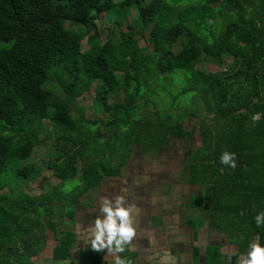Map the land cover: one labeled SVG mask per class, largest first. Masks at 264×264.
Segmentation results:
<instances>
[{
	"label": "trees",
	"instance_id": "16d2710c",
	"mask_svg": "<svg viewBox=\"0 0 264 264\" xmlns=\"http://www.w3.org/2000/svg\"><path fill=\"white\" fill-rule=\"evenodd\" d=\"M131 8L136 19L102 41L98 16L118 27ZM139 29L148 33L150 51L139 46ZM225 55L232 62L219 73L194 68L202 57L221 65ZM160 77L178 91L173 105L195 91L213 113L212 125H200L185 176L186 186L200 187L208 226L227 233L240 250L257 235L264 245V227L254 222L264 212V0H0V191L7 181L41 176L24 161L41 144L42 119L56 126L48 167L61 183L78 179L70 192L55 185L37 196L21 193L19 201L0 192V264H34L47 228L55 234L53 259H70L76 234L55 232L54 209L62 207L58 213L73 222L80 197L121 174L132 144L145 152L161 149L170 135L191 136L182 116L172 122L153 111L155 122L141 120L142 96ZM94 81L106 117L73 116L70 102ZM53 87L66 100L56 98ZM119 91L122 99L110 102L108 95ZM225 150L236 154L234 170L219 162ZM198 203L196 194L192 205ZM103 253L87 246L83 263L107 264ZM120 255L133 264H156L135 261L129 250Z\"/></svg>",
	"mask_w": 264,
	"mask_h": 264
},
{
	"label": "rangeland",
	"instance_id": "374dc122",
	"mask_svg": "<svg viewBox=\"0 0 264 264\" xmlns=\"http://www.w3.org/2000/svg\"><path fill=\"white\" fill-rule=\"evenodd\" d=\"M113 1L117 2L119 0ZM127 14L128 16H126L125 21L118 27L116 26L113 19L105 16L104 13L98 16V18L95 20V23L97 30L101 33L102 41H104L106 39V36L109 34L117 35L119 30H126V24L131 23L137 17V12L133 8L129 9V12ZM67 26L72 27L68 24ZM138 31L139 33L137 34V36L139 46L150 51L151 46L148 43V33L145 31L143 32L140 29ZM85 40L86 38L81 41L82 49H85L87 47ZM174 46L178 47L179 43H176ZM231 62L232 57L228 55H225L223 57V63L221 65H217L214 62L202 57L195 64L194 68L203 72L219 73L220 71L225 70L227 66L231 64ZM155 80L156 81L153 87L147 90V93L146 91L143 92L146 93V95L142 96V99L139 103V115L141 117V120L144 121L145 119H150L151 121L155 122V114L153 111L158 112L161 118L170 116L172 122H175L180 116H182V118L180 119V124L183 127L184 131L190 132L191 136L180 138L170 135L168 143L161 149L152 150L147 147L145 152L142 151L143 146H140L139 144H132V151L130 153V156L126 160L125 165L121 168V175H126L128 179L124 178V176L119 179H122V183H124L125 181L129 184L135 183V181H138V179L140 178L139 175L145 170L144 168H142L144 165H146V167H155L159 165V163H161L162 166L166 164L167 167L171 168H168L167 176L166 174H163L164 178H160V186L162 184H167L168 188L165 187L166 185L163 186L164 189L167 188V190L165 191L169 193V188H172L176 186L177 183H180L179 191L180 194H182V203L189 201L190 194H197L202 200L200 187L198 189L194 186H190L189 190L184 188V186L186 185L185 176L187 175L188 171V163L191 160L189 157V153L191 151H195L200 144V125L202 123L212 125L214 123L213 113H208L206 111L203 99L201 98L199 93H196L195 91L187 92V94L180 96L173 105V96L176 95L178 91H175L176 89H173L168 85V79H163V77H160L159 79L156 78ZM181 84L182 80L179 82V88ZM185 84L190 85L189 81ZM97 86V81L92 82L87 90H85L79 97L70 102L73 116L78 118H87L90 120H104V118L106 117V113L100 105L99 100L95 96ZM176 87L177 84H175V88ZM53 89L56 98L66 100V96L61 88L53 87ZM123 95L124 93L122 91H119L117 93H110L108 95V98L110 102H114L116 100H121ZM146 96L149 101H146ZM169 121L165 122L169 123ZM157 122L158 121H156V123ZM39 125L42 129L39 134L41 144L34 148L33 153L28 159L24 161V163L36 166L40 170L41 176L31 180L26 178L18 179L15 180L14 183L7 181L6 186L0 192L6 193L8 197H10L11 201H19L21 193H24L25 195L31 197L37 196L40 193H45L46 191L50 192L52 191V187L55 185H58V189L63 193L70 192L78 184V179L76 177L61 183L60 179L54 174L53 170L48 167V160L52 158V153L54 151L52 150V146L56 142L54 133V129L56 128V126L48 119H42L41 121H39ZM103 128L104 126L102 127V129ZM103 133L104 139L110 137L108 131H105ZM104 150L105 148L102 145L101 151L104 152ZM89 160H92V158L90 157ZM82 162L83 159L78 161L79 167L82 165ZM116 162V159H114L113 163ZM10 177L12 178V174H10ZM107 182H110L113 185H117V182L113 177H105L102 179V183ZM96 194V188L89 190L87 194H84L80 197L79 202L76 204V209L81 210L84 207L83 204L91 203L92 198L96 196ZM62 211V207H57L56 209H54V212H52V218H54L55 223L54 229L57 233L61 229H68L71 227L73 228V223L71 224V221L67 217H61V215L58 213ZM178 211L180 213L179 215L181 221L186 216L193 219V224L195 226H198L201 222L200 216H196L195 213H188L184 205H181ZM47 229L48 232H50L49 228ZM78 254L79 255H77L76 258L72 257L71 259L64 261L51 259V264H84L82 262L83 252L79 251Z\"/></svg>",
	"mask_w": 264,
	"mask_h": 264
},
{
	"label": "crops",
	"instance_id": "0c3cea01",
	"mask_svg": "<svg viewBox=\"0 0 264 264\" xmlns=\"http://www.w3.org/2000/svg\"><path fill=\"white\" fill-rule=\"evenodd\" d=\"M142 168L145 170L135 183L129 184L126 181L122 183V179L119 178L127 177L121 174L113 177L117 185L101 182L100 186L96 188L97 194L92 198L91 203L83 204L84 207L81 210L76 209L74 221H69L71 224L73 223V228H68L76 234V240L71 249L72 257L76 258L79 251L83 252L87 246H90L85 243L84 230L89 228L90 221L99 214L100 199L118 193L126 195L128 202L136 206L134 220L137 236L133 241L134 247L129 250L134 253L135 261L156 264H207V261L210 264H229L228 254L233 249V245L238 248L239 253H244L247 250V248L240 250L238 244L233 242L227 233L219 232L216 228L208 226V220L200 208L204 204L203 199L201 200L199 197L198 206H193L192 196L194 195L190 194L189 201L182 203V194L179 191L180 183H177V187L173 184L174 187L169 188V193L165 191L168 188L167 184L160 186V178H164L163 174L167 176L168 168L171 167H167L166 164L162 166L159 163L155 167L144 165ZM163 185H166L167 188L164 189ZM189 187L184 186L187 190ZM121 189H125L126 192H121ZM181 205L186 207L188 213L200 216L201 222L198 227H195L191 217L185 216L182 221L180 220L178 210ZM77 224L82 225L79 234L76 228ZM44 233V242L31 257L34 264H51V259H53L52 249L56 242L55 234L52 230L48 232V229ZM253 239L252 237L250 242ZM103 257L107 264H113V257L107 256L106 252L103 253ZM233 264H235V257Z\"/></svg>",
	"mask_w": 264,
	"mask_h": 264
},
{
	"label": "clouds",
	"instance_id": "9594fccd",
	"mask_svg": "<svg viewBox=\"0 0 264 264\" xmlns=\"http://www.w3.org/2000/svg\"><path fill=\"white\" fill-rule=\"evenodd\" d=\"M237 157L234 152L223 151L219 162L225 167L235 169ZM121 192H126L121 189ZM135 205L128 202L126 195L114 194L100 199L98 215L90 221L89 228L84 230L85 243L90 244L95 252H106L107 256L113 257V264H133L130 259L120 254L131 250L133 241L137 236L134 212ZM243 215V213H241ZM257 228L264 227V212L254 216ZM78 234L81 233L82 225L76 226ZM264 264V245L259 242V236L255 237L247 246L244 253H239L238 248L228 254L229 264Z\"/></svg>",
	"mask_w": 264,
	"mask_h": 264
}]
</instances>
